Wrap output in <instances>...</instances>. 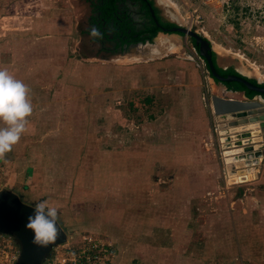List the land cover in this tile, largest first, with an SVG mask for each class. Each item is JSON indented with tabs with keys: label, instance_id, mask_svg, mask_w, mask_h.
Returning a JSON list of instances; mask_svg holds the SVG:
<instances>
[{
	"label": "rangeland",
	"instance_id": "rangeland-1",
	"mask_svg": "<svg viewBox=\"0 0 264 264\" xmlns=\"http://www.w3.org/2000/svg\"><path fill=\"white\" fill-rule=\"evenodd\" d=\"M154 1L165 20L206 37L220 67L264 84V0ZM15 2L8 4V13L16 11ZM26 2L31 9L37 4L30 15L64 22L69 29H57L51 47L42 38L35 51L29 44L4 50L7 63L0 67L12 66L10 73L28 85L33 112L20 141L0 159V192L21 194L34 206L47 200L58 212L71 209V203L55 204L61 198L72 202L76 220L70 228L73 238L65 244L76 245L91 234L114 245L113 239L128 238L118 231L130 229L135 212L143 225L145 217L152 221L151 228L142 230L151 229L152 234L137 237L141 244L172 248L165 241L176 229L184 233L183 249L174 257L190 260L181 264H242L235 243L245 233L241 224H250L259 209L255 187L264 158L257 165H227L220 135V125H227L215 116L211 98L244 100L243 94L212 80L188 36L161 33L147 47L126 55L99 54L85 33L90 12L82 0ZM23 9L20 0L19 11ZM24 68L35 72L22 76ZM194 120L197 126H187ZM253 135L259 136H250L248 143L260 149L264 134ZM253 166L257 170L249 171ZM51 167H68L78 174L81 167L114 168L127 181L120 188H104L106 196L99 185L79 194L73 187L67 193L63 186L60 192L41 190L43 169ZM242 170L248 176L238 182ZM131 196L137 197L135 204ZM108 198L111 202L104 203ZM102 209L109 218L105 223L99 220ZM19 253L14 238L0 235V264H16ZM127 259L128 250L114 264H126Z\"/></svg>",
	"mask_w": 264,
	"mask_h": 264
},
{
	"label": "crops",
	"instance_id": "crops-1",
	"mask_svg": "<svg viewBox=\"0 0 264 264\" xmlns=\"http://www.w3.org/2000/svg\"><path fill=\"white\" fill-rule=\"evenodd\" d=\"M10 1L11 0H0V64H3L4 62L7 63L6 58H4V50L6 47L15 45L16 49L19 50L22 47L26 46V44H29L31 46H29L28 49L35 51L36 47H40L39 40H41L42 38H48V41L46 42H49L48 46H50L51 42H55V39L52 38L56 37L57 29L61 30L62 28H64V30L66 29L67 31L69 29V25L65 24L64 22H56L55 20L48 18H35L33 15H30L29 13L31 12V10L37 8L35 7L37 6V4L35 3V5L34 3H32L31 5L33 6V9H31L30 7H28L30 6V3H25V0H21V5L24 6V11H19L20 0L16 2L14 0L18 7L16 11L14 10V12L8 13L6 9ZM38 1L39 0H37V2ZM25 6L27 7V9L25 8ZM35 11H39V9H36ZM9 14H11L12 16ZM41 30L45 32L43 36ZM36 39H38V41H36ZM1 67L7 68L9 72L12 68V66L8 64ZM21 72L22 76H25L26 73L29 75H33L35 71H33V73H30L29 71H27V68H24V71L22 70ZM31 101L33 100L31 99ZM197 124V120H194V123L187 122V126H197ZM165 149H168V151L170 150L169 147H165ZM172 149L177 151L179 149L182 150V147L175 148L172 146ZM262 158H264V155ZM82 168L83 167H81L80 170H77L80 172L79 174L68 167H51L48 168V171L46 168H44V174L41 178L40 183L41 190L52 192L53 188H56L59 189L60 192L63 186L65 187L67 193V191L71 190V187H73L76 191V194H79L82 189L91 188L92 186L99 185L100 194L106 196L104 192L106 191V189H110V187H113L114 189L123 187L122 183L127 181L126 176L121 175L120 171L116 173L114 168H108L106 170L100 167L87 168V170ZM88 171L92 172V175H90ZM94 175H96V177L98 175L96 180L95 177L92 179V176ZM33 178L34 181L38 182V179L35 175L33 176ZM91 182H93V184ZM135 182L136 180H134V183ZM255 188L257 192V200L260 205L259 209L256 213H254L256 216H252V222L250 224L245 225L244 222L241 224L242 227L245 228H242L243 230H245V233L240 234L241 237L239 239V243H237L238 245L235 243V247H238L239 249L240 259L244 264H264V167L262 169L258 183ZM132 198L134 199L135 204V201H137V197L131 196V199ZM61 199L55 204L67 205L71 203L70 210L69 208H64V210L58 212L59 215L62 214L61 216H59V219L62 223V227L68 230L67 235L68 240L70 241L73 238L70 235V228L73 227L72 219H75L74 216L76 215L71 211H74L75 209L73 207L72 202L66 200L65 204V202H61ZM103 202L110 203L111 199L108 198L107 201ZM105 218L109 220V218L105 216V209H102L101 217L99 219L100 222L105 223ZM132 220V223H130V229H128V231H118L119 235L124 234L123 237L128 236V238H115L116 240L113 239L112 241L114 247L117 250V256L121 255L122 252L128 250V255L130 259H127L126 264H142V262L144 264H155V261L157 262V264H176L178 262H180V264L189 263V258H182L178 260V257H174L175 255L180 254V251L183 249V232L176 229V231L173 232V234L171 235L173 236L172 239H167L165 241L166 244L164 245H170L169 247L172 248H161L162 250L160 248L156 249L154 248V246H149L148 243L141 244L137 238L141 236V233H143L145 236H149L152 234V230L148 228H145L144 232H142L143 227L145 225L151 228L152 221L145 217V219L143 220L145 224L143 225L141 220L135 215V212H133ZM160 233H164L163 235H168L166 230H162ZM118 234L116 233L114 235L117 237L119 236ZM126 240L133 243L134 246H127ZM124 245L126 247H124ZM132 251H134L135 254H133Z\"/></svg>",
	"mask_w": 264,
	"mask_h": 264
},
{
	"label": "water",
	"instance_id": "water-1",
	"mask_svg": "<svg viewBox=\"0 0 264 264\" xmlns=\"http://www.w3.org/2000/svg\"><path fill=\"white\" fill-rule=\"evenodd\" d=\"M172 30L182 33L195 41V45L199 49V54L207 63L210 74L214 79L221 83H241L249 91L259 95V98H248L244 95V100L214 95L211 101L213 112L218 118V121L222 125H227L225 127L220 125L221 128H219L232 129V135L239 145L237 147L238 150L244 149L245 154L251 156H263L264 143L258 145L260 149H257L256 145L248 142L250 141V136H259H254L253 134H264V87L260 85V82H257V84L252 83L248 80L250 77L241 72H238L240 75H228L227 77L220 75L212 60V45L206 37L200 35L195 30L182 26L173 28ZM227 91H231L233 94L240 93L234 90ZM228 116L232 118L228 119ZM250 126H256L260 128V131H251ZM34 211V205L24 202L18 194L6 190L0 192V235L11 236L20 247L16 264H43L50 256L54 247L65 244L68 240L67 232L58 220L57 239L48 245L36 244L34 242V233L26 227L28 218L30 215H33Z\"/></svg>",
	"mask_w": 264,
	"mask_h": 264
},
{
	"label": "flooded vegetation",
	"instance_id": "flooded-vegetation-1",
	"mask_svg": "<svg viewBox=\"0 0 264 264\" xmlns=\"http://www.w3.org/2000/svg\"><path fill=\"white\" fill-rule=\"evenodd\" d=\"M82 1L90 12L85 20L87 26L85 33L91 36L93 45L98 46L99 54L126 55L130 50L147 47L161 33L183 35L172 30L181 25L165 20L154 0ZM155 29L158 32L156 36L152 37ZM193 42L195 44L194 40ZM195 47L199 51L196 45ZM211 52H214L213 49ZM154 53L158 54L159 50L156 49ZM210 77L214 80L211 74ZM216 83H220L230 90L225 83ZM239 92L243 96L246 95L244 91Z\"/></svg>",
	"mask_w": 264,
	"mask_h": 264
},
{
	"label": "clouds",
	"instance_id": "clouds-1",
	"mask_svg": "<svg viewBox=\"0 0 264 264\" xmlns=\"http://www.w3.org/2000/svg\"><path fill=\"white\" fill-rule=\"evenodd\" d=\"M95 34V30H94ZM28 85L0 67V159L16 145L29 123L33 105ZM26 227L34 233V242L48 245L57 239L59 213L47 200L36 203Z\"/></svg>",
	"mask_w": 264,
	"mask_h": 264
},
{
	"label": "built area",
	"instance_id": "built-area-1",
	"mask_svg": "<svg viewBox=\"0 0 264 264\" xmlns=\"http://www.w3.org/2000/svg\"><path fill=\"white\" fill-rule=\"evenodd\" d=\"M116 256L117 250L109 241L86 234L76 245L54 247L43 264H114Z\"/></svg>",
	"mask_w": 264,
	"mask_h": 264
},
{
	"label": "bare ground",
	"instance_id": "bare-ground-1",
	"mask_svg": "<svg viewBox=\"0 0 264 264\" xmlns=\"http://www.w3.org/2000/svg\"><path fill=\"white\" fill-rule=\"evenodd\" d=\"M41 2V1H40ZM173 4V3H172ZM46 7V6H45ZM245 71V70H244ZM264 103V102H263ZM232 118L231 116H228ZM222 138V144H223V155L227 156L226 163L227 165H231L232 163H246V164H254L257 165V162H260V159L262 156H255V155H249L245 154L244 149L238 150V144L236 142V139L232 135V129L225 128L220 132ZM233 141V142H232ZM242 153H244L242 155ZM231 163V164H230ZM254 168H251L249 171H256L258 166H253ZM244 170L241 171V174H239V178L237 179L238 182H244L248 175H244ZM259 172V171H258Z\"/></svg>",
	"mask_w": 264,
	"mask_h": 264
},
{
	"label": "trees",
	"instance_id": "trees-1",
	"mask_svg": "<svg viewBox=\"0 0 264 264\" xmlns=\"http://www.w3.org/2000/svg\"><path fill=\"white\" fill-rule=\"evenodd\" d=\"M158 30L155 29L153 31V35L152 37L156 36ZM212 54V60H213V63L216 67V70L218 71L219 74H221L222 76L226 77L227 75L229 74H234V75H240L238 72L235 71L234 68H227V69H224L222 67H220L218 64H217V55L215 52H211ZM209 69V68H208ZM214 79V78H213ZM216 82H219L218 80L214 79ZM249 81H251L252 83L254 84H257V81L254 80V79H248ZM226 86L230 89V90H234V91H244L246 93V96L248 98H252L253 96L257 95V93L255 92H251L249 91L243 84L241 83H237V82H230V83H225ZM261 86L264 87V84H260Z\"/></svg>",
	"mask_w": 264,
	"mask_h": 264
}]
</instances>
